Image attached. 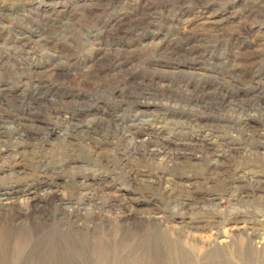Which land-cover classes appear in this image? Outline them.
<instances>
[{"label":"rangeland","instance_id":"374dc122","mask_svg":"<svg viewBox=\"0 0 264 264\" xmlns=\"http://www.w3.org/2000/svg\"><path fill=\"white\" fill-rule=\"evenodd\" d=\"M243 113L264 133V0H0V228L11 222L7 255L15 254L17 237L28 235L17 263L64 264L61 235L78 228L63 220L85 207L83 218L72 220L88 236L101 235L103 224L117 226L124 214L125 239L146 233L150 227L135 216L156 212L188 253L173 264H217L218 254L237 248L221 247L239 234L235 209L264 208V140L224 133ZM190 121L202 128H189ZM88 122L95 127L90 135L72 130ZM116 122L133 126L140 147L158 138L163 152L125 162L130 141L121 138L122 127L114 131ZM195 143L234 153L222 157L216 174H199L204 162L196 150L163 166L166 154ZM241 157L254 164L236 182V205L223 174L233 173ZM252 170L260 171L255 181ZM140 171H156L158 182L148 187ZM169 180L192 187L196 204L215 195L210 209L220 223L181 231L187 219L172 216V195L163 189ZM115 232L106 230L108 237ZM139 237L140 252L157 238Z\"/></svg>","mask_w":264,"mask_h":264},{"label":"bare ground","instance_id":"6f19581e","mask_svg":"<svg viewBox=\"0 0 264 264\" xmlns=\"http://www.w3.org/2000/svg\"><path fill=\"white\" fill-rule=\"evenodd\" d=\"M242 115L244 118L242 119V121L240 120L241 122L239 121L240 124H238V127L235 128V126L234 127L227 126L228 129L225 130L224 132L225 135H230L231 132L237 131L238 135H240L237 140L238 141L240 140V142L249 141V140H259V139L264 140V133H259L257 129L255 130V128H253L251 125L247 123L248 120L245 119V116L247 114L243 113ZM116 123L117 124H113L114 131L116 130L118 132L119 129L122 127V131L120 133L121 138L125 140L128 139L130 141V143L127 144V147L124 148L123 154H121V155H125V157H123L124 158L123 160L125 162L128 163V161H131L133 159L139 162H141L142 160L148 161V159L150 158L153 159L155 154L163 152L164 148H161V143L158 138L152 137L147 141L142 142V147H140L139 143H137L135 138L132 136L134 133L133 126L120 127L119 126L120 124H118V122ZM181 123L184 124V122ZM187 125L189 128L192 129L196 127H197L196 129L202 128L201 124H199L197 121L196 122L190 121L188 122ZM72 130H81L86 135H90V133H93V131L95 130V127L92 126L91 123L89 124L76 123V124H72ZM111 130H113L112 124L111 125L108 124L105 134L108 136L110 132H113ZM16 131H17L15 135L16 137L13 138L15 140H19L21 139V137H23V134L20 133L19 128H17ZM66 133H68V131ZM11 139L12 137H10L9 139L7 138L6 140L3 141L6 143L9 142ZM196 143L194 144L193 147L182 148L179 151L178 150L175 152L172 151L166 154L165 159L162 162L163 166L165 168H169L170 166H173L174 164L178 163L180 157H186L188 150H196L199 153V155L197 156L198 159H201L204 162L203 164H201L199 174L201 175H208L210 173L216 174L217 173L216 168L218 167V165L224 164L225 162L222 161L223 160L222 157H225L227 154L229 155L232 152V150L230 152H228V150H225L224 149L225 147L223 148L221 144L218 145V147L216 148L214 147V149H211L207 146H203V145L199 146ZM149 146H151V148H149ZM250 146L251 144L249 145V147ZM142 148L144 150L143 153L140 151V149ZM137 154H141L142 158L137 157L138 156ZM248 154L249 153L247 152V155ZM241 155L243 154L241 153ZM69 159H73V158L70 157ZM120 159L122 160V158ZM247 159L245 157L244 158L241 157V160L237 161V163L233 165L235 167V168L233 167L234 169L233 173L229 172L228 170V174H223V175H227L225 179H223V181L226 187L229 188L231 193L230 198L233 201H235V204L240 199L239 197L240 191L238 189L236 182L238 180L247 179L249 177L248 170L250 169L248 167L251 166L253 167L254 164L253 160H250L249 158ZM227 164H230V162ZM142 166L143 168H147L149 165L148 166L142 165ZM115 167L117 168V166ZM231 168L232 167H230V170ZM155 172L146 173V171H140L139 173L144 177V179L142 180L146 182V185L150 188L152 187V184L158 182ZM258 172L260 171H256V170L253 171L252 177L254 178L255 176V178L258 177L260 178V174ZM209 176L206 177L204 176V178H210ZM131 178L135 179L137 178V175L134 176L131 174L129 176V179ZM255 178L253 179V181H255ZM249 179L251 180V178ZM174 185H175L174 182L169 180L167 185L163 189L165 192H169L172 195L171 202L173 203V208L175 209V213L173 212L174 214L172 216L181 218L183 220L187 219L184 226L181 227L180 229L181 231H186L187 229L200 230L209 227H216L215 225L220 223V220L217 219V217L212 213L210 209L211 206L214 205V200L216 199L215 195H211V197H207L206 199L201 200L200 203L196 204L193 203L194 201L196 202V200H194V191L192 187H190L187 184L183 187L180 184H179L180 186H176V187ZM177 191L178 193H180L181 197L173 196V194L176 193ZM187 207L196 209V213L189 215L183 212L182 210L186 209ZM239 208H236L235 212L231 215V219H232L231 221H234L239 226V228H237L239 230V234L233 235L230 238L228 237L229 239H226V241L223 240L222 242L226 244H224V246H221L224 249L227 247L230 248V245L234 242L237 248L236 250L231 249V251L229 250V252L227 253L225 250V254H224L225 257H223L222 254L221 255L218 254L217 256L221 257V260H216L217 264H264V223L263 220L260 218V217H264V208H262V210H260L259 212H257L254 208L253 209L249 208V206H244L241 210ZM84 209L85 207H77V214L69 213L66 219L63 220L64 224L69 225L68 227L73 226L75 228H78L77 230H74V232L71 231V233L68 234L66 232L65 235L63 233L61 235L62 237L60 236L61 240H63L62 242H64L63 244L59 245V247L63 245V249H59V251L61 252L62 255L61 260H63L64 264H163V263L173 264L177 262L178 259L182 258V256L188 254L186 247L177 236H174L171 232L164 230L166 228L162 229V227H160L161 223L159 222H161V220L164 217L162 218V216H158L156 212H153V214L145 215L146 217L144 219L142 217L140 218V216L137 215L135 216L136 219L137 218L140 219L143 223H147L148 227H150L146 233L153 232L157 236L156 241L154 244H152L153 246L150 250L143 249V251L140 252L138 248V242L144 236L142 238L139 236L146 234L145 232L143 234L132 232V234L128 239L124 238L126 235H124V232L122 230H124V228L127 225H129L130 217L124 214L125 217L119 219L120 221L117 222L118 227L103 224V226H101V230H102L101 235L92 234V236H88L86 232H83L82 229L79 228L82 225L80 220L81 218H83L82 217L83 213H85ZM73 215H77V217H80V220L77 221L72 220ZM6 223L8 228V226L11 225V222L7 221ZM7 228L5 229L0 228V264H19L17 263L19 257L24 254L25 251L24 249L27 243L28 245L30 243L28 239V235L27 236L21 235L17 237L16 252L10 258L5 251V248H3L4 243L9 241L10 239L7 232L8 230ZM106 230H115L116 232L117 231L119 232L117 233L115 232L114 236L112 235L111 237H108L106 234ZM216 235H217L216 238L219 239L220 233L216 232ZM194 248L195 246H193L192 249L191 248L190 249L193 251ZM160 251L164 258L163 262L157 261L158 257H161V255H159L161 254L159 253Z\"/></svg>","mask_w":264,"mask_h":264}]
</instances>
